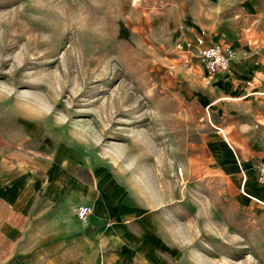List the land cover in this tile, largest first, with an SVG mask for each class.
Masks as SVG:
<instances>
[{
	"label": "rangeland",
	"instance_id": "rangeland-1",
	"mask_svg": "<svg viewBox=\"0 0 264 264\" xmlns=\"http://www.w3.org/2000/svg\"><path fill=\"white\" fill-rule=\"evenodd\" d=\"M191 3L0 0V127L28 122L108 171L96 177L123 184L176 264H264V203L239 183L247 173L264 198V138L234 132L244 115L231 99L215 103L212 75L178 51L182 37L203 35ZM216 138L237 161L222 162Z\"/></svg>",
	"mask_w": 264,
	"mask_h": 264
},
{
	"label": "crops",
	"instance_id": "crops-1",
	"mask_svg": "<svg viewBox=\"0 0 264 264\" xmlns=\"http://www.w3.org/2000/svg\"><path fill=\"white\" fill-rule=\"evenodd\" d=\"M217 1L212 10L207 0H192L188 20L203 35L189 37L204 46L218 41L232 53L225 72L200 67L220 91L214 102L231 99L244 115L234 132L264 138V3ZM214 144L222 162L238 160L228 139ZM98 169L108 173L71 146H50L35 125L0 127V264H176L151 216L128 201L116 178L102 184ZM239 183L246 197L264 203L256 187L247 189V173Z\"/></svg>",
	"mask_w": 264,
	"mask_h": 264
},
{
	"label": "built area",
	"instance_id": "built-area-1",
	"mask_svg": "<svg viewBox=\"0 0 264 264\" xmlns=\"http://www.w3.org/2000/svg\"><path fill=\"white\" fill-rule=\"evenodd\" d=\"M177 49L183 54L187 66L199 65L210 74L227 71L230 68L232 53L221 43L213 42L202 45L191 37H182L177 43ZM258 181L264 184V164L258 168ZM86 214L91 213V208H85Z\"/></svg>",
	"mask_w": 264,
	"mask_h": 264
}]
</instances>
